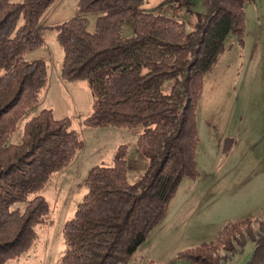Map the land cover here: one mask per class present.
Here are the masks:
<instances>
[{"label":"trees","instance_id":"trees-1","mask_svg":"<svg viewBox=\"0 0 264 264\" xmlns=\"http://www.w3.org/2000/svg\"><path fill=\"white\" fill-rule=\"evenodd\" d=\"M57 1L0 0V264L28 251L36 227L51 223L43 190L84 146L70 118H55L51 108L18 126L47 86L46 62L25 56L43 45L39 30ZM251 1L201 0L204 12L187 30L181 19L139 9L145 0H78L80 15L53 26L62 50L61 79H84L91 94V112L82 123L138 128L135 146L148 162L130 182L127 146L119 144L111 163L88 169L87 191L62 224L58 264H138L135 251L167 212L182 179L197 176L195 110L204 74L230 34L242 44ZM87 13L97 14L92 31ZM126 20L132 21L130 36L123 34ZM167 80L173 82L165 92ZM17 128L18 140H11ZM250 219L227 222L215 239L185 248L177 258L218 264L214 253L236 252L245 236L253 242L245 264H264V228L255 233Z\"/></svg>","mask_w":264,"mask_h":264},{"label":"rangeland","instance_id":"rangeland-1","mask_svg":"<svg viewBox=\"0 0 264 264\" xmlns=\"http://www.w3.org/2000/svg\"><path fill=\"white\" fill-rule=\"evenodd\" d=\"M138 8L181 19L187 30L195 28L198 15L204 12L201 0H145ZM79 15L78 0H58L44 17L39 30L43 45L25 59H43L48 82L39 102L18 126L41 108H51L55 118H70V128L77 131L84 146L69 165L53 173L43 190L51 207V223L37 226V237L29 250L5 264H58L64 249L62 224L87 191L84 177L91 166L111 163L117 145L127 146L126 174L130 182L148 163L135 146L138 128L84 125L82 119L91 112L86 80L65 81L60 77L62 50L53 26ZM96 15L85 14L89 31L94 29ZM123 34H133L131 20H126ZM172 82L165 81L162 90L168 92ZM195 122L199 140L197 176L182 179L167 212L135 251L133 260L138 264L140 258L162 264H193L177 258L178 252L215 239L227 222L250 217L255 233L264 228V0L245 5L242 44L230 34L224 50L204 74ZM19 130L11 140H18ZM243 238L245 243L236 244V252L217 250L215 262L245 264L253 242Z\"/></svg>","mask_w":264,"mask_h":264}]
</instances>
